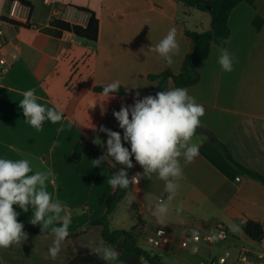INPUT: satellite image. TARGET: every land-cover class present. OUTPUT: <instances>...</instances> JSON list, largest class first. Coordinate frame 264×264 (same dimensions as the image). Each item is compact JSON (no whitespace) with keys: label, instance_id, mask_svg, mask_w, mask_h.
<instances>
[{"label":"crops","instance_id":"crops-1","mask_svg":"<svg viewBox=\"0 0 264 264\" xmlns=\"http://www.w3.org/2000/svg\"><path fill=\"white\" fill-rule=\"evenodd\" d=\"M11 1L0 0V59L8 63L0 65V158L27 159L34 171H50L46 190L53 200L62 203L66 212L72 213L69 232H79L106 215V199L119 189L113 190L108 178L124 167H113L115 161L110 159L93 167L91 160L106 151L107 135L99 131L100 126L123 135L113 111H119L121 104L132 105L137 92L141 99L150 95L155 83L148 79L149 75L166 69L179 74L185 57L194 50L186 30L208 31L211 18L206 12L184 8L178 0H27L33 9L27 8L22 19H14L29 23L31 27L26 28L4 21L12 19ZM251 1L253 5L242 2L230 15L231 36L224 49L233 58V71L221 68V47L214 45L200 67L201 81L187 88L196 102L205 107L201 123L215 140L199 134L193 137L192 142L200 146L199 156L184 167L179 195L163 224L153 215L154 205L166 198L164 181L156 175L150 180L141 178L137 188L132 185L108 217L111 231L135 229L138 245L147 244V235L167 225L169 244L164 249H154L155 254L177 264L207 263L215 257L216 248L217 255L228 249L235 252L240 246L264 253V238L259 243L247 241L244 232L249 220L264 228V185L232 164L218 145L224 144L245 168L264 175V24L260 32L253 25L256 15L264 20V0ZM76 8L96 15V43L71 33L57 39L43 31L54 19L86 26L89 15ZM173 27L180 52L169 65L149 48ZM114 80L120 81L129 96L105 101L107 111L101 115L103 97L93 88ZM172 88L176 87L171 83L169 89ZM30 89H35L37 103L46 108L57 106L64 118L56 124L45 121L39 131L29 125L19 101ZM92 124L95 130L90 128ZM97 137L105 147L93 143ZM79 142L83 144L82 161L76 163L73 152ZM133 168L137 173L143 172L135 159ZM80 175L84 177L81 182ZM238 177L242 178L240 182H236ZM133 195L136 200L129 207L128 200ZM181 202L183 211L177 214ZM14 208L20 209L15 205ZM27 214L30 219L31 208ZM217 223H223L229 231L227 242L201 246L198 254L181 247L193 231L214 234ZM92 254L76 247L74 257ZM43 259L52 258L48 250L32 248L29 237L21 246L0 249V264H43ZM55 260H63V256L59 254Z\"/></svg>","mask_w":264,"mask_h":264},{"label":"clouds","instance_id":"clouds-1","mask_svg":"<svg viewBox=\"0 0 264 264\" xmlns=\"http://www.w3.org/2000/svg\"><path fill=\"white\" fill-rule=\"evenodd\" d=\"M149 51L159 54L171 65L173 56L180 52L176 28L169 29L158 44L151 45ZM220 53L218 63L221 68L225 72L233 71L231 54L224 48L220 49ZM101 87L103 90L97 95L103 97L100 108L101 115H104L107 111L104 102L115 98L121 85L119 80H114ZM19 107L23 110L27 123L38 131L42 130L45 121L56 124L64 118L63 111L57 106L46 108L37 103L35 89L23 93ZM205 112V107L196 102L187 88L161 90L154 96L148 95L142 99L137 92L132 105L121 104L119 111H113L123 135L100 126L99 131L107 135L106 151L91 160L92 165L100 167L104 161L110 159L115 161L113 167L116 164L124 166L108 178V184L113 190L129 189L131 185H137L141 178L150 180L153 175L164 181L166 198L156 203L153 211L157 222L163 224V218L167 216L172 202L179 195V181L184 176V167L193 163L199 156L200 146L192 141L197 135V128L203 126L200 118ZM90 128L95 130V125L92 124ZM93 143L105 147L99 137L94 139ZM125 143L130 144V150L124 146ZM133 157L143 172L129 176L127 170L134 167ZM50 176V171H34L27 159L0 158V249L21 246L28 238L24 224L18 221L20 213L15 210V205L23 212H28L31 208L30 223L40 225L42 233L53 237L48 256L53 260L57 258L70 235L68 229L72 222V213L66 212L62 203L53 200L46 190V181ZM135 200L136 196H131L128 206ZM182 211L181 202L176 212L179 214ZM56 224L59 226H55ZM192 234L195 235V232ZM94 254L105 264H124V261L119 259L121 253L103 240L95 247Z\"/></svg>","mask_w":264,"mask_h":264},{"label":"trees","instance_id":"trees-1","mask_svg":"<svg viewBox=\"0 0 264 264\" xmlns=\"http://www.w3.org/2000/svg\"><path fill=\"white\" fill-rule=\"evenodd\" d=\"M25 7L30 10L33 9L32 4L27 0H18ZM184 8L190 10L195 9L201 12H206L211 18V27L208 31H189L186 30V37L194 43V50L191 54H188L182 64V68L179 74H175L171 69L158 74H151L148 79L155 83V86L151 89L150 95H155L158 91L169 89L170 84H174L175 87L189 88L197 85L201 81L200 67L209 58L212 47L217 45L221 48H225L231 36V29L229 26L230 15L236 7L242 2L248 1L250 4H254L251 0H178ZM208 7H211L209 10ZM77 11L87 13L89 20L86 26L73 24L64 20L54 19L49 23V26L43 31L57 39L62 38L64 33H71L76 37L96 43L99 37V21L93 12L86 10L85 8H76ZM4 21L15 25L16 27L30 28L29 23L22 24L15 20L5 19ZM264 20L260 15H256L253 21V25L258 32L262 30ZM227 43H224V41ZM103 89L101 86L94 87V93H99ZM116 96L124 97L129 96L128 92L124 88L120 87V91ZM220 148L224 151L227 159L244 171L251 179L264 185V175L254 172L248 168H245L239 164L224 144L218 143ZM125 147L130 150V144L125 143ZM83 144L77 143L74 147L73 158L76 163L82 161ZM134 165V157L132 158ZM133 168L128 169L129 176H131ZM132 186V185H131ZM130 186V187H131ZM129 187V189H130ZM129 189L119 188L115 193L110 194L106 199V215L98 220H95L88 224L85 229L70 233L62 245V249L59 254L63 256V260L43 259V264H105L98 256L92 254L90 256H80L75 258V248L77 247L80 252H93L95 253V247L101 240L107 244L120 250V260L127 264L128 259L132 255H138L140 258H144L149 264H159L161 257L158 254H152L145 252L138 245L137 237L139 234L135 232V229L130 231L120 230L111 231L109 227L108 217L116 210L118 204L125 198ZM20 213L18 221L24 224V231L28 234L30 240V246L35 250H48L53 244V237L47 233H42L41 228L30 223L27 212H23L21 209L17 210ZM244 232L248 239L253 242H261L264 238L263 226L254 221L249 220L244 225ZM126 242L123 245V242Z\"/></svg>","mask_w":264,"mask_h":264},{"label":"built area","instance_id":"built-area-1","mask_svg":"<svg viewBox=\"0 0 264 264\" xmlns=\"http://www.w3.org/2000/svg\"><path fill=\"white\" fill-rule=\"evenodd\" d=\"M26 11L27 7L18 0H12L10 2V16L13 20L22 19ZM0 36H3L2 28H0ZM14 58H16V56H14ZM0 65L6 66L8 63L4 58H1ZM136 173L137 172L133 168L131 176ZM241 179V177L236 178V182H240ZM140 184L141 180H139L137 185L133 184V186L137 188ZM161 230L163 232H161ZM229 239L230 233L226 226L223 223H217L215 225L214 234L195 233L189 240L184 239L181 242V247L189 250L193 254H198L201 250V246H211L217 242H227ZM146 242L153 249L160 250L166 248L169 244L168 228L165 226L156 228L152 233L146 236ZM232 251L228 249L223 254L215 256L204 264H264L263 252L256 251L246 246H240L235 249V252ZM152 256H154V254H152Z\"/></svg>","mask_w":264,"mask_h":264},{"label":"rangeland","instance_id":"rangeland-1","mask_svg":"<svg viewBox=\"0 0 264 264\" xmlns=\"http://www.w3.org/2000/svg\"><path fill=\"white\" fill-rule=\"evenodd\" d=\"M90 96H92V93H90ZM79 178H81V179H78L79 182H81L82 179L84 180L83 175H80ZM115 225H116V224H115ZM115 225H114V226H115ZM243 239H244V237H243ZM244 240H245V239H244ZM245 241H246V240H245ZM247 241H250V240L247 239ZM139 245H140V247H141L145 252H147V253H150V254H155V253H156V251H155L151 246L145 244L144 242H140ZM114 248H115V247H114ZM116 249H117V248H116ZM117 251L120 252L119 249H117ZM217 254H219V248H216V249H215L214 256H216ZM214 256H213V257H214ZM141 261H142V264H149L144 258H142ZM159 264H177V263H176L175 261L167 260V259H165V257L161 256V259H160Z\"/></svg>","mask_w":264,"mask_h":264},{"label":"water","instance_id":"water-1","mask_svg":"<svg viewBox=\"0 0 264 264\" xmlns=\"http://www.w3.org/2000/svg\"><path fill=\"white\" fill-rule=\"evenodd\" d=\"M208 9L210 10L211 7H208ZM196 131H197V134H199V135H203V136H206V137H207L209 140H211V141H214V140H215L213 134H212L210 131H208L206 128H204L203 126L197 128ZM125 243H126V242L124 241V242H123V245H124ZM127 264H142V262H141V258H140L138 255H132V256L128 259Z\"/></svg>","mask_w":264,"mask_h":264}]
</instances>
